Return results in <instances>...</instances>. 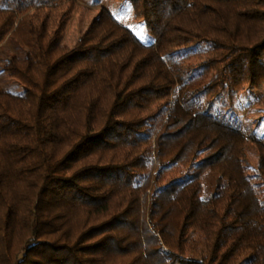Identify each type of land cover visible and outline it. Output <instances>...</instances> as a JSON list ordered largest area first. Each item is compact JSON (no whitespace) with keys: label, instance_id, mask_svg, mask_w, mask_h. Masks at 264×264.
Listing matches in <instances>:
<instances>
[{"label":"trees","instance_id":"trees-1","mask_svg":"<svg viewBox=\"0 0 264 264\" xmlns=\"http://www.w3.org/2000/svg\"><path fill=\"white\" fill-rule=\"evenodd\" d=\"M124 1L147 42L121 8L67 46L77 0L1 1L0 47L19 53L3 70L22 93L0 86V264H264L247 168L253 152L264 185V142L201 109L226 71L236 89L264 84V0ZM202 42L201 79L175 73L166 58ZM174 164L185 173L159 186Z\"/></svg>","mask_w":264,"mask_h":264},{"label":"rangeland","instance_id":"rangeland-1","mask_svg":"<svg viewBox=\"0 0 264 264\" xmlns=\"http://www.w3.org/2000/svg\"><path fill=\"white\" fill-rule=\"evenodd\" d=\"M0 0V4H1ZM10 6L19 7L18 13H24L30 9L27 5L30 0H5V3ZM97 3V6L90 4ZM78 6L75 10L71 22L69 23L66 34L62 42L67 46H73L78 38L88 27L90 21L95 18L101 8L109 9L112 13L121 8L119 19L136 35L137 32H142L143 39L136 37L142 41L147 42L149 37L146 33L143 22L137 21L132 17V9L130 4L124 0H77ZM131 19V20H130ZM129 20V21H128ZM211 43L202 42L197 46L190 47L184 52H176L171 57H167L168 64L172 67L173 71L179 75H192L195 80L201 79L200 66L207 59V52L210 50ZM12 54L19 55L18 49L7 41L0 47V86L5 90L14 93H22V87L6 76L3 66ZM210 74L206 75L209 78ZM200 87L190 95L191 107L199 106L201 100L204 98L200 94ZM196 96V97H194ZM190 100V99H189ZM205 105L201 109H208L215 113V110L222 112L223 116L229 118V121L242 129L247 135H251L252 139L261 138L264 142V84L260 88L255 89L252 87H243L236 89L232 86L229 79V74L226 71L223 77L222 85L218 94L209 100H206ZM164 103H157L154 106V114L148 119V132L152 134L160 125L164 117ZM189 106V105H188ZM216 108V109H215ZM253 145H249V149ZM247 149V151L249 150ZM202 153L198 154L199 158ZM256 154L251 152L248 155V172L253 175L254 184L260 196L264 197V185L254 175V166L256 164ZM185 173L177 164L168 166L161 170L160 176L157 180L159 186L164 185L175 177L182 176Z\"/></svg>","mask_w":264,"mask_h":264},{"label":"crops","instance_id":"crops-1","mask_svg":"<svg viewBox=\"0 0 264 264\" xmlns=\"http://www.w3.org/2000/svg\"><path fill=\"white\" fill-rule=\"evenodd\" d=\"M31 1V0H30ZM43 0H34V5H27L29 8H32L33 6H35L36 4H38L39 2H42ZM48 3H55V2H58L60 0H46ZM31 3V2H30ZM15 7V6H14ZM18 11H19V7H15Z\"/></svg>","mask_w":264,"mask_h":264},{"label":"snow or ice","instance_id":"snow-or-ice-1","mask_svg":"<svg viewBox=\"0 0 264 264\" xmlns=\"http://www.w3.org/2000/svg\"><path fill=\"white\" fill-rule=\"evenodd\" d=\"M136 35H137L138 37H140L141 39L144 38L142 32H137Z\"/></svg>","mask_w":264,"mask_h":264}]
</instances>
